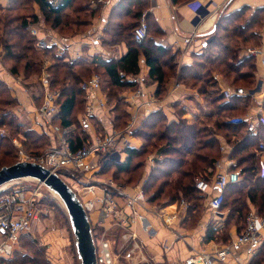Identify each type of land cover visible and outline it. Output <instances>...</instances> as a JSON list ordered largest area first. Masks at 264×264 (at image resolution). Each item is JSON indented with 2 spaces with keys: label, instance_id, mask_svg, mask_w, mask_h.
Listing matches in <instances>:
<instances>
[{
  "label": "trees",
  "instance_id": "obj_1",
  "mask_svg": "<svg viewBox=\"0 0 264 264\" xmlns=\"http://www.w3.org/2000/svg\"><path fill=\"white\" fill-rule=\"evenodd\" d=\"M89 1L92 0L58 2L10 0L8 8L3 11L6 15L0 17V49L3 52V64L14 76L33 75L43 68L46 58L53 61L48 69L50 90L60 93L57 102L59 113L54 123L63 129L76 128L67 139L73 151L83 148L91 140L90 135L79 124L78 117L84 113L86 107V97L81 84L91 78L93 73H100L106 80L108 86H105L107 87L105 89L103 86L102 89L107 104L111 105L109 89L119 93L137 90L136 83L129 77L140 73L141 54L146 58L150 79L158 84L157 98H162L167 92L169 70H177L179 65V54L172 55L170 50L146 43L148 34L142 43L135 42L133 33L139 24L133 28L132 34L131 29L125 31L128 32L127 37L123 36L125 34L123 32L119 35V39L123 37L129 44L127 55L120 60L105 61L96 57L92 59L81 57L73 60V64L61 63V56L55 55L56 46L44 50L36 48V38L31 35L30 27L38 25L41 14L45 18L43 19L45 25L54 32L60 33L62 28L69 29L74 26L84 29L88 23V14L85 13L88 12ZM28 4H36L40 9V15L36 13L27 15ZM71 10L77 18L72 20L66 16L67 19L63 21L62 16ZM263 14L264 10L258 9L251 16L250 9L245 7L233 14L221 16L214 39L204 47L201 54L192 55V65L184 66L180 70V83L197 88L201 96L210 101L213 110L211 113L205 114L198 122L192 124L185 121L183 115H180L178 122L169 123L161 111L149 113L132 133L133 137L141 140V147H127L124 150L126 158L123 161L110 160L101 166L98 173L100 176L114 179L119 184L134 186L136 184L132 181L138 179L139 182L144 178L143 173L138 176L137 171H145L148 158L156 153L159 158L144 183V191L150 196V202L158 206H167L181 199L186 200L189 204L187 218L189 219L201 209L199 204L203 201V196L196 189V179L210 181L212 178L209 170L214 169L222 157L219 137L223 138L233 147L232 158L237 160L236 167L241 172L236 171L244 175V181L228 187L221 209L222 212L229 211L225 226L218 228L210 225L204 236L205 243L212 241L220 246L226 245L230 242L229 234L233 227L243 232L245 220L250 212L248 201L255 206L258 214L264 217V179L259 175L262 158L256 154V150L261 145L264 146V128H260L258 135H251L245 125L230 123L233 117L249 113L251 108L249 96L233 97L227 101L223 94L214 91L215 73H219L233 89L243 86L246 90H253L256 86L257 59L248 55L240 58L239 54L242 47L261 45L258 30L263 26ZM167 55L171 56L165 60L163 56ZM171 65L173 68H170ZM11 91V88L0 80V129L9 130L15 138L18 136L21 138L22 135L23 139L20 141L28 155L39 156L50 148V137L33 130L21 129V124L10 111L18 102ZM129 107L124 98L116 99V105L111 109L113 130L121 132L130 123ZM262 107L264 110V102ZM93 124L97 128V133H104L101 122L93 121ZM9 142L13 146L10 139L0 137L2 160L12 159L14 155L15 159L17 157L15 146L12 147ZM122 176H127L128 180H122ZM94 234L97 238L100 233L95 230ZM24 237L26 236H23L20 242ZM17 256L18 259L13 257L8 260L0 259V264H46L29 255L18 253ZM250 264H264V245Z\"/></svg>",
  "mask_w": 264,
  "mask_h": 264
},
{
  "label": "built area",
  "instance_id": "obj_2",
  "mask_svg": "<svg viewBox=\"0 0 264 264\" xmlns=\"http://www.w3.org/2000/svg\"><path fill=\"white\" fill-rule=\"evenodd\" d=\"M58 2L61 0H50ZM101 3L102 0H92V3ZM201 5L195 6V12L199 11ZM32 36L36 38L35 46L39 50L49 49L59 44L50 36L40 37V27H31ZM148 34L146 19L140 21L134 30L133 37L136 43H142ZM197 34L186 38L184 43L186 51L192 49ZM247 55L257 58L264 68V47L248 49ZM73 64V60L70 61ZM51 63L45 61L41 74L40 83L44 89L43 103L35 111V118L42 129V134H47L48 129L52 136H59V145L51 144L42 155L31 156L22 150L21 141L12 139V143L20 152V162H33L57 173L63 180L71 179L73 183L83 185L87 193L82 198L81 193L76 192L88 217L97 215L96 224L103 228V232L95 239L97 250V264H117L122 257L134 264H153L147 257L146 247L141 241L137 228L140 227L144 233L152 236L156 231L154 223L163 226L171 235V242H165V250L170 251L174 243L183 238L181 233L182 218L180 212L188 211V204L184 201L170 205L159 210L150 206V197L144 191L146 179L136 187L129 189L127 186L119 185L114 179H102L98 173L101 166L110 160L121 161L118 147L121 145L131 147L130 138L136 129L137 114L135 113L127 127L121 131L113 130L108 116V105L103 93V84L100 75H93L81 84V89L86 97V113L81 117L83 128L89 133L91 140L83 148L73 151L68 142V136L73 131L63 129L54 123L59 113V92L50 90V75L48 69ZM215 80H218L217 77ZM222 94L225 100L233 97H244L247 92L243 88H227ZM154 99L144 104L148 108ZM143 106V105H141ZM140 106V107H141ZM94 118L100 119L104 133L97 135L90 133L91 122ZM108 121V122H107ZM107 123H111L108 127ZM233 125H245L248 133L258 135L259 129L264 128V114L247 115L230 119ZM0 137L9 138L6 130L0 129ZM264 146L258 149L263 153ZM156 157L150 156L147 161L148 170L155 167ZM260 178L264 179V158L259 164ZM244 181L239 171L218 172L210 181L196 179V189L206 199V208L214 215L221 213L225 201V193L229 186L241 184ZM74 190L75 188L70 185ZM43 185L33 190L14 189L7 192L0 190V259H11L17 250L20 239L32 231L33 225L39 220V203L41 202ZM179 205V206H178ZM175 207L174 211L168 208ZM179 209V210H178ZM93 229V227H92ZM94 230V229H93ZM264 243V217L256 211H250L243 232L237 234L236 238L226 245L207 243L205 249L194 250L192 255L183 264H247L255 258Z\"/></svg>",
  "mask_w": 264,
  "mask_h": 264
},
{
  "label": "crops",
  "instance_id": "obj_3",
  "mask_svg": "<svg viewBox=\"0 0 264 264\" xmlns=\"http://www.w3.org/2000/svg\"><path fill=\"white\" fill-rule=\"evenodd\" d=\"M3 1V8L7 9L10 0ZM197 5H201V7L199 11L195 12L194 8ZM245 7L250 9L252 16L256 10H264V0H102L101 3L94 4L92 1H89L87 6L88 12L85 13L88 14V23L84 28L85 31L80 41L75 37L68 38L58 35L50 28H47L42 18L37 24L40 28L43 27L48 30L49 33L46 30L44 31L53 38L54 42L59 44L57 47L59 54L62 55L64 53L65 56L73 60L81 57L90 59L96 57L100 60L110 61L120 60L127 55L129 51L128 41L124 40L123 37L119 39V35L123 32V34L125 33L123 36L127 37L128 32L125 31L129 29H131L132 34L133 28L136 27L144 17L148 24V38L146 43L149 42L151 46H158L170 50L172 55L176 53L179 54V65L177 69V78L179 79L182 67L192 65V54L196 51H202V49L214 39L216 34L215 30L217 29L221 16L233 14ZM90 14L93 15L91 18ZM251 16L247 18V21ZM258 31L261 36V45L264 47V24ZM193 34H197L198 37L192 49L187 52L184 41ZM40 35V37L45 36L41 33ZM239 55L240 58L246 56L244 47H242ZM169 56L171 55L163 57L166 60ZM1 62L3 63V52L0 49V80L11 88L12 94L23 104H20L23 107L19 108V110L22 109L27 118L29 116V122L31 124L30 130L42 134V129L35 118L36 109L43 103L44 89L41 83L39 82L40 93L39 91L37 94L28 91V95L25 89L26 86L24 85V77L14 76L4 64H1ZM215 75L214 80L216 77L218 80H215L216 86L214 91H219L222 94L224 89L231 88L229 83L226 82L220 74ZM255 76L258 89L256 91L245 89L247 95L244 97L249 96L251 98V108L247 115L256 116L261 113L264 114L262 107L264 102V68L260 65L259 59H257V72ZM129 79L136 83L137 90H128L121 94L130 105L129 112L131 118L135 113L137 114L136 128L143 123L149 113L154 111H161L166 116L169 123L173 121L178 122L180 115H183V119L190 124L198 122L204 116L207 104L206 99L198 97L195 91L186 88L185 85L179 83V81L178 83L176 81L170 83L167 86V92L162 98L156 97L158 84L150 79L149 68L143 54L140 56V73L136 76H130ZM151 99H154L155 102L148 108L144 107V104L151 101ZM111 109L112 108L109 110ZM108 116L112 123L111 117L113 118V116L111 111H108ZM81 117L82 116L78 117L79 122L81 121ZM93 121L101 122L100 119L94 118L91 122L89 131L92 134L100 135L97 133V128L93 124ZM111 123H107L108 127H110ZM74 131L75 127H73L72 132ZM219 140L221 141L220 150L222 157L215 164V168L209 170V173H212V177L218 172L239 170L236 167L238 163L237 160L232 158L233 147L223 138L219 137ZM59 142V136H50V143L52 145H59ZM130 142L133 148H140L142 145L141 140L133 136L130 138ZM124 148L125 147L121 145L117 148L121 153V161L126 158ZM256 154L264 158V152L259 153L258 149L256 150ZM151 156H155L156 160L159 158L157 154ZM146 172V176H148L150 173L148 167ZM248 206L250 211L256 210L255 206L250 201H248ZM174 208L175 207H170L168 210L174 211ZM206 210L208 211L207 208ZM179 213L184 220L188 217V211L180 212L179 210ZM224 214L223 216H225ZM213 215L214 214L211 213L205 215L201 218L196 228L191 230H186L183 227L184 221L182 220L181 233L183 238L176 241L170 251H166L164 246L166 241L171 242V235L163 226L155 222L154 226L156 231L152 236L147 235L138 227L137 231L141 241L146 247L148 259H150L153 264H183L184 261L192 255L194 250L205 249V245L207 244L204 242V236L207 230L206 227H209L212 222H215V215ZM226 215L228 218V213ZM89 220L93 226V224L97 222V215H91ZM222 220L226 222L227 219L222 217ZM95 229L98 230L97 232H103V228L99 226L95 227ZM239 232L237 227H233L229 234L231 238L230 241L234 240ZM46 240L55 244L59 242L58 237L53 233L48 234ZM208 243L217 244L212 241ZM251 261L252 259L247 262V264H250ZM228 264H232L231 261Z\"/></svg>",
  "mask_w": 264,
  "mask_h": 264
},
{
  "label": "rangeland",
  "instance_id": "obj_4",
  "mask_svg": "<svg viewBox=\"0 0 264 264\" xmlns=\"http://www.w3.org/2000/svg\"><path fill=\"white\" fill-rule=\"evenodd\" d=\"M78 1H81V0H78ZM3 2H4L3 0H0V17L1 18H3V16L6 15V13L3 12L5 10L3 8L4 7L3 6ZM80 5L78 7H80ZM28 8H29V10L26 13L27 15L29 13H34V14L36 13V14L40 15V9H39V7L36 4H28ZM1 10H2L3 13L1 12ZM66 16L70 17L72 20L77 18V17H75L72 14V10L66 12L65 15L62 16V20L63 21L67 19V18H65ZM262 16L264 17V14ZM40 18L45 20V18L43 17L42 14L40 15ZM262 19H263L262 24H264V18H262ZM29 20H31V19L29 18ZM41 28L42 29H40V33L42 35L49 36L44 31L46 29H44L43 27H41ZM31 29L32 28L30 27V33H31ZM46 31L48 32V30H46ZM61 31H60V33L59 32H56V33L58 35H60V36H63V37H68V38L69 37L70 38L75 37L77 40L80 41V39L82 37V34L85 31V29H83V27H75L74 26V27H71L69 29L62 28ZM31 35H32V33H31ZM39 36H41V35L39 34ZM251 48H263V46L262 45H260L258 47L254 46V45L245 46L244 47L245 55H247L248 49H251ZM203 49H202V51L200 50V51H196L194 53L199 55V54H201L203 52ZM55 55L61 56V63H65V62L68 63V62L73 60V59L68 58L67 56H65L64 53L62 55L59 54L58 50H57V53ZM62 57H64V58H62ZM45 61H48L49 63H53V61L51 59H47L46 58ZM1 64L3 65L2 62H1ZM44 66H45V63H43V68L42 69L40 68V71H38L39 74L38 73H34L33 75L32 74L23 75L24 82H25L24 85L26 86L25 89H26L27 94H28V91L30 93H36V94L39 91V93H40L39 82H40V78H41V74L43 72ZM170 68H173L172 65L170 66ZM33 72H36V71H33ZM171 72H172V74H171ZM95 74L101 76L102 84L104 86V89L107 88L105 86H108V85L106 83V80L103 79L102 75L100 73L96 72V73H93L91 76H93ZM215 74H219V73H215ZM215 74H214V77L216 76ZM168 75L170 76V78H169L170 81H169L168 85L170 83L175 82V81L178 83L179 79L177 78L178 77V71L177 70H174V69L169 70ZM179 83H180V81H179ZM244 85H246V84H244ZM185 87L190 89V90L195 91V93L197 94L198 97H203V96H201V94H200V92H199V90L197 88H193V87L186 86V85H185ZM242 88L245 89L243 86H242ZM257 89H258V87L256 85L254 87V89L251 90V91H256ZM108 91H109L108 93H109V96H110V99H111V102H112L111 105L107 104L108 105V109H110V108H113L116 105V99H118V97L119 98L120 97L123 98V97H122L121 93L115 92L114 89H109ZM12 96L17 99V97L15 95L12 94ZM204 99H206V98H204ZM17 101H18L17 104L15 106H13V108L10 111H13L15 113L14 114L15 117L17 118L19 124H21V126H22L21 129L23 131H30L31 124L29 122V116L27 118L26 114L24 115L23 110L22 109L19 110V108L23 107L22 106L23 104L20 103L18 99H17ZM206 101H207V104H206V110L204 112V115L208 114V113H211L213 111V110H211L210 101L208 99H206ZM20 104H22V105H20ZM109 111H111V110H109ZM85 113H86V107H85L84 113H82L79 116L83 117V115ZM20 117L23 118V119H21ZM31 118H32V116H31ZM111 119H112V117H111ZM79 124L83 128V126H82V124L80 122H79ZM75 130H76V128H75ZM47 131H48V133L51 136L53 135V133H52V131L50 129H48ZM7 133L9 134V138L8 139H10V141L15 138V136H13L9 130L7 131ZM16 138L19 139V140H22L23 136L21 135V138H19V136L16 137ZM9 144H10V142H9ZM9 144H7V145H9ZM13 146H14V144H13ZM15 149L17 150L16 159H15V155H14V158H12V159H3V160L0 159L1 160L0 161V169L2 168L3 165H4L3 167L11 166V165H13L15 163L20 162L21 158H20V156H18V153L20 152V149H18L16 147H15ZM22 150L26 154H28L25 151L23 146H22ZM155 154L156 153H154L153 155H155ZM139 171L140 172L137 171V175L140 176V173L141 174L143 173V175H144L143 177L144 178L141 179L139 182H138V179H135L134 181H132L133 183L135 182L134 184H136V185L133 186V185H127V184H121V183L120 184L118 183V184L127 186L129 189H132V188L136 187L137 185L142 183L144 181V179H146V175H147L146 170L145 171L143 170L142 172H141V170H139ZM101 177H103V176H101ZM108 178L109 177L106 176V177H103L102 179H108ZM70 180L69 179L67 180V184L69 186L72 185L75 188V190L71 186L70 187L75 191V193L78 190V192L81 193L82 198H85L84 196H86L85 194L87 192L83 190V188H84L83 185H80V184H77V183H73ZM122 180H128V177L127 176H122ZM142 184H144V183H142ZM36 187H38V182H35V181H32V180H25V181L17 182V183H14V184H10L7 187H5L4 189H2L1 192H4V191L7 192V191L14 190V189L33 190ZM42 195H43V198H42L41 202L39 203V220L34 223L32 231L29 234H27L26 237H24L22 239V241L18 244L17 250L15 251L16 254L14 255L13 258L14 259L15 258L18 259L19 256H17V254L19 253L20 255H29V257H32V258H35V259L37 258L36 260H39V261L44 262L46 264H81V262H80V260L78 258L77 250H76V246H75L76 241H75L72 229H71V225H70V221H69V218H68V214H67L64 206L59 201V199L57 197H55L44 186L42 188ZM182 201H184V202H186L188 204V202L186 200L181 199V200H179V201H177L175 203L169 204L167 206H160V205L158 206V205H154V204H152L150 202V204H151L150 206L155 207V209L159 210L161 207L165 208V207H168V206L173 205V204L176 205V203H181ZM161 204H163V203H161ZM199 206L201 207V209H198L196 214L193 213L194 215L191 216V218H189V219H187L188 217H186L185 220L183 219V221H184L183 227L186 230H191V229L196 228V226L200 222L201 218H203L205 215H209L210 213L213 214L212 212H209V210L208 211L206 210V199L204 197H203L202 203H200ZM188 209H189V204H188ZM254 211H256L258 213L257 209L254 210ZM227 213L229 214V212L226 210L224 212L221 211V214H219V215H215V222H212L210 225L215 226V227H221V228L224 227L226 222H225V220L224 221L222 220V217L227 219V215H226ZM223 214L225 216H223ZM246 220H247V218H246ZM246 220H245V223H246ZM245 223H243V224H245ZM91 227H93V229H94L93 230V235H95L94 234L95 230H96V232L98 231L97 229H95V227H98V225L97 224H93V226L91 225ZM206 228L208 229V227H206ZM181 229H182V227H181ZM50 233L51 234L52 233L56 234V236L59 239L58 243H56V244L53 243V242L50 243L49 241L46 240V236L48 234H50ZM95 239H96V237H95ZM117 264H134V263L130 262L129 260H126V259H124L122 257V259H119Z\"/></svg>",
  "mask_w": 264,
  "mask_h": 264
},
{
  "label": "water",
  "instance_id": "obj_5",
  "mask_svg": "<svg viewBox=\"0 0 264 264\" xmlns=\"http://www.w3.org/2000/svg\"><path fill=\"white\" fill-rule=\"evenodd\" d=\"M214 32V31H213ZM32 180L42 184L64 206L75 238V246L81 264H97V250L93 229L81 201L75 191L57 173L38 163L18 162L0 169V190L3 186Z\"/></svg>",
  "mask_w": 264,
  "mask_h": 264
},
{
  "label": "bare ground",
  "instance_id": "obj_6",
  "mask_svg": "<svg viewBox=\"0 0 264 264\" xmlns=\"http://www.w3.org/2000/svg\"><path fill=\"white\" fill-rule=\"evenodd\" d=\"M8 186V185H7ZM7 186H3V188H1V189H4L5 187H7ZM55 197H57L56 195H55ZM58 198V197H57ZM59 199V198H58ZM60 200V199H59Z\"/></svg>",
  "mask_w": 264,
  "mask_h": 264
},
{
  "label": "flooded vegetation",
  "instance_id": "obj_7",
  "mask_svg": "<svg viewBox=\"0 0 264 264\" xmlns=\"http://www.w3.org/2000/svg\"><path fill=\"white\" fill-rule=\"evenodd\" d=\"M94 236V239H95V235H93Z\"/></svg>",
  "mask_w": 264,
  "mask_h": 264
}]
</instances>
